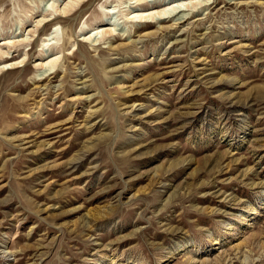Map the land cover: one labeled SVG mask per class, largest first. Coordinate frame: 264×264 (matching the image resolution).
<instances>
[{
  "label": "rangeland",
  "instance_id": "1",
  "mask_svg": "<svg viewBox=\"0 0 264 264\" xmlns=\"http://www.w3.org/2000/svg\"><path fill=\"white\" fill-rule=\"evenodd\" d=\"M0 264H264V0H0Z\"/></svg>",
  "mask_w": 264,
  "mask_h": 264
},
{
  "label": "bare ground",
  "instance_id": "2",
  "mask_svg": "<svg viewBox=\"0 0 264 264\" xmlns=\"http://www.w3.org/2000/svg\"><path fill=\"white\" fill-rule=\"evenodd\" d=\"M179 14H180V13L178 12V14H176L174 17H177V16H178V19H181L183 16H180V17H179ZM5 68H6V67H5ZM10 68H11V67H10ZM7 69H8V67H7ZM51 74H52V73H51ZM41 75L43 76V79L45 80V79H46V76H45L46 74L43 73V74H41ZM44 76H45V77H44ZM47 78H48V77H47Z\"/></svg>",
  "mask_w": 264,
  "mask_h": 264
}]
</instances>
